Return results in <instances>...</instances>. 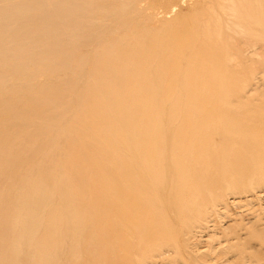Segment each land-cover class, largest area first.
Instances as JSON below:
<instances>
[{"label": "bare ground", "instance_id": "6f19581e", "mask_svg": "<svg viewBox=\"0 0 264 264\" xmlns=\"http://www.w3.org/2000/svg\"><path fill=\"white\" fill-rule=\"evenodd\" d=\"M224 3L0 0V264H202L264 202V0Z\"/></svg>", "mask_w": 264, "mask_h": 264}, {"label": "rangeland", "instance_id": "374dc122", "mask_svg": "<svg viewBox=\"0 0 264 264\" xmlns=\"http://www.w3.org/2000/svg\"><path fill=\"white\" fill-rule=\"evenodd\" d=\"M155 1V3H157V4H159L160 3V1L161 0H153V2ZM184 1V0H183ZM182 0H169V3H170V5L171 6H178L177 7V9L175 10V12L173 13V15H171L170 16V18H169V20L170 21H172L173 19H176V18H183V20H186L187 22H190V20L191 21H195V20H197V19H201L202 18V16H206L207 14H209V13H211L210 11H211V9H214V8H216V7H218L217 5H218V3H224V2H226V0H185L184 2H185V6H183V2ZM191 1V2H190ZM193 1V2H192ZM203 1L205 2V4L203 3ZM211 1H213V2H211ZM183 2V3H182ZM199 2V3H198ZM217 2V3H216ZM228 2V1H227ZM189 4V5H188ZM200 4H202V5H200ZM225 4V3H224ZM203 5H205V7L203 6ZM199 6V7H198ZM200 6H203V7H201L200 8ZM212 6V7H211ZM198 7V8H197ZM209 7V8H208ZM211 7V8H210ZM210 9V10H209ZM209 11V12H208ZM207 12V13H206ZM177 13V14H176ZM185 18V19H184ZM262 54H264V52L262 53ZM262 56V57H261ZM260 56V58L259 59H261L262 61H263V59L262 58H264L263 57V55H261ZM260 61V60H259ZM263 202V201H262ZM262 202L260 201L259 202V206L257 205V203L258 202H255V203H250L251 204V206L253 207V208H255V210H257V213L255 212V210H254V213H253V215L255 214L256 216H257V218L260 216V218H262L261 216H264V213H263V210H264V202H263V204H262ZM255 204V205H254ZM261 204L263 205L262 207H261ZM239 206H241V205H238V206H234L232 209H229V210H227V212H223V214H225V216L227 217L226 218V220H224V222H223V224H224V227L226 228V227H228V230H226V231H228L227 233H226V231H224L226 234H223L222 232L221 233H219V235H217L216 237H218V238H213V237H211L210 239L208 238V237H203V236H205V235H202V237H200V238H198L197 240L199 241V243H198V245L195 247V251H196V254H198V255H203L204 257H199V258H201V261H202V264H226V261L228 262V260L231 262L232 261V259H235V260H233L232 261V263L231 264H245V262H247V260L245 261V259L246 258H248V257H244V259H243V257H234V255H233V253L232 252H230V253H224L225 252V250L228 248L229 250H230V248L232 247V244L233 243H231V242H228V239L230 240L231 238H233L234 237V235L233 234H236L235 232L236 231H238V233L241 231V229L243 228V225H241L240 224V222H233L234 221V219H232V218H237V216H238V218L239 219H237L238 221L240 220V218H242V217H239V216H244L245 214H243V213H246V211L250 208V207H248L247 208V205L246 204H242V206L241 207H239ZM255 206H258V207H255ZM237 207H239V208H237ZM260 207V208H259ZM244 208H246L245 210H244ZM239 209V210H238ZM251 209V208H250ZM236 210H238V211H236ZM244 210V211H243ZM253 210H250V212H251V214L250 215H247L246 214V216H247V218H249V217H251L252 218V220H250L251 218H249V219H246V218H244V217H246V216H244L243 218H244V220H245V224L247 225L248 223H247V221L249 220V221H255L257 218H256V216H253L252 215V211ZM262 211V212H261ZM228 212H230L231 214L232 213H234V215L232 216V217H229L230 216V214L228 213ZM258 212H259V216L257 215L258 214ZM243 214V215H242ZM261 214H263V215H261ZM253 217H252V216ZM235 216V217H234ZM256 219H255V218ZM230 219V220H227V219ZM233 221H232V220ZM255 219V220H254ZM263 219H264V217H263ZM230 221V222H229ZM225 222H228V226H226L227 225V223H225ZM233 223V224H232ZM232 228H234V230L236 229V231L233 233V230H232ZM237 228L239 229V230H237ZM231 231H232V233H231ZM228 234V235H227ZM242 234H244V231L242 232ZM221 235V236H220ZM207 238V239H206ZM248 238V237H247ZM246 238V239H247ZM202 239V240H201ZM203 239H205V241L203 240ZM217 240V241H216ZM219 240V241H218ZM204 242V243H203ZM218 242V245L217 244H214V243H217ZM225 242V243H224ZM216 245H217V247H216ZM255 245V246H254ZM256 245H258V242H256V241H254L253 243H252V246H254L255 248L256 247H258V249L256 248V249H254V251L253 252H256V253H262V250H263V252H264V249H262V248H259V246H256ZM213 246H215V247H213ZM231 246V247H230ZM199 247V248H198ZM205 247V248H204ZM213 248H215V249H213ZM226 248V249H225ZM213 249V250H212ZM229 250L228 251H226V252H229ZM231 251V250H230ZM258 251V252H257ZM213 252V253H212ZM220 255L221 253H223L222 254V256L224 255V257L223 258H221L222 256L220 255V259L218 258H215V255L218 257V254ZM195 254V255H196ZM214 254V255H213ZM225 254L227 255V257H225ZM264 254V253H263ZM172 257V258H171ZM209 257V258H208ZM175 257L174 256H169V257H167L166 259H164V260H159L160 262H158L157 260H153V261H151V262H149V263H154V264H157V263H159V264H168V262L170 261V260H173ZM226 258V259H225ZM232 258V259H231ZM214 259V263L212 262H208L207 260H213ZM223 259H224V261H223ZM231 259V260H230ZM242 260V261H241ZM244 260V261H243ZM264 260V259H263ZM262 260V261H263ZM221 261V262H220ZM262 261H256L258 264H263V263H260V262H262ZM180 262V263H179ZM208 262V263H207ZM230 262L228 263V264H230ZM244 262V263H243ZM248 263V262H247ZM170 264V263H169ZM174 264V263H173ZM176 264H183V262H181V260L179 261V260H177L176 261ZM249 264V263H248ZM251 264V263H250ZM256 264V263H255Z\"/></svg>", "mask_w": 264, "mask_h": 264}]
</instances>
